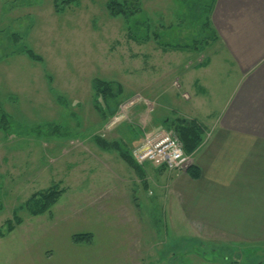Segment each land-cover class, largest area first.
Here are the masks:
<instances>
[{"label": "rangeland", "instance_id": "374dc122", "mask_svg": "<svg viewBox=\"0 0 264 264\" xmlns=\"http://www.w3.org/2000/svg\"><path fill=\"white\" fill-rule=\"evenodd\" d=\"M110 1L56 13L53 0H0V264H264V241L198 231L152 164L135 171L115 152L108 161L94 140L132 151L152 130L177 136L189 77L207 83L206 108L229 97L238 77L204 26L215 0H126L122 18ZM96 78L122 85L117 115L97 112ZM56 184L65 194L33 215L26 203Z\"/></svg>", "mask_w": 264, "mask_h": 264}, {"label": "crops", "instance_id": "0c3cea01", "mask_svg": "<svg viewBox=\"0 0 264 264\" xmlns=\"http://www.w3.org/2000/svg\"><path fill=\"white\" fill-rule=\"evenodd\" d=\"M211 5V27L218 37L214 43L226 53L224 62L231 68L227 74L238 81L219 108L211 110L205 107L207 83L183 79L192 97L183 95L192 103L179 117L206 128L205 143L193 155L199 177L153 167L159 181L167 184L173 207L198 231L264 241V0H215ZM108 152L114 151H104V158L115 160ZM113 180L104 176L103 186Z\"/></svg>", "mask_w": 264, "mask_h": 264}, {"label": "trees", "instance_id": "16d2710c", "mask_svg": "<svg viewBox=\"0 0 264 264\" xmlns=\"http://www.w3.org/2000/svg\"><path fill=\"white\" fill-rule=\"evenodd\" d=\"M79 0H53V6L56 13H59L63 11L66 7H70L74 5ZM125 4H127L126 0L125 3L121 2L120 0H112L107 5V11L110 14V17L112 18H122V17H129V14L125 10V7H127ZM210 10L212 9V5H210ZM133 15V14H131ZM209 27V29H212L211 27V20L210 18L207 19L204 26ZM207 27V28H208ZM136 38L135 36H132V38ZM212 39H209L210 41H216L217 35L212 29ZM157 39V37H156ZM143 41H147L146 38L143 39ZM208 42L204 43L202 47H208ZM162 44H160L161 46ZM171 46L172 50H178L181 49L178 46L175 45H162L161 47L166 49ZM195 48V47H194ZM198 49L199 47H196ZM28 56L33 59L36 62L41 63L43 61L42 57L35 53L34 50L25 48L24 49ZM201 53V52H199ZM200 55V54H199ZM209 64V57H206L202 64L197 65V67H206ZM112 86H116L117 90L119 91L116 95L114 92V88ZM93 90L96 92V98L95 102L97 105V112L102 114L103 118H106V113L110 112L111 117L114 115H117V111H119V105L120 102L117 100V96L123 94V88L121 84H112L109 81L102 80L99 78H96L93 80ZM101 99V100H100ZM113 109V110H112ZM178 120H184L181 118H177L175 121H173L174 125V132L177 133V137L180 139L184 146V151L186 155L193 156L201 147L202 143L205 140L206 136V128L203 124L199 123L196 120H186V122L178 121ZM101 137V136H100ZM96 137L95 143L100 147L103 151H114L118 154L120 159H122L123 162H125L130 168H132L135 171H140L141 166L136 163V161L133 158L132 151L129 150V148L125 147L126 145L119 143L118 141H108L105 138ZM142 170V168H141ZM165 170V168H163ZM187 172L192 178H198L199 177V170L193 166H191ZM60 185L58 184L54 185V187H51L47 191L37 192L35 193L30 200L26 203V207L30 208V211L33 215H40L45 212H47L49 209H51L53 206H55L61 197L65 194V189L59 188ZM32 206H35L37 209H33ZM89 234L86 235H77L76 239H90Z\"/></svg>", "mask_w": 264, "mask_h": 264}, {"label": "built area", "instance_id": "2783aa9c", "mask_svg": "<svg viewBox=\"0 0 264 264\" xmlns=\"http://www.w3.org/2000/svg\"><path fill=\"white\" fill-rule=\"evenodd\" d=\"M132 155L139 165L149 163L168 171H186L191 165L190 156L186 155L180 139L166 130H152Z\"/></svg>", "mask_w": 264, "mask_h": 264}, {"label": "water", "instance_id": "95a60500", "mask_svg": "<svg viewBox=\"0 0 264 264\" xmlns=\"http://www.w3.org/2000/svg\"><path fill=\"white\" fill-rule=\"evenodd\" d=\"M178 121H183V122H186V120H178Z\"/></svg>", "mask_w": 264, "mask_h": 264}]
</instances>
